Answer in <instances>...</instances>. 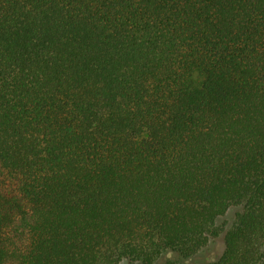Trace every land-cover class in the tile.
Listing matches in <instances>:
<instances>
[{"label":"trees","instance_id":"16d2710c","mask_svg":"<svg viewBox=\"0 0 264 264\" xmlns=\"http://www.w3.org/2000/svg\"><path fill=\"white\" fill-rule=\"evenodd\" d=\"M218 240L264 264V0H0V264Z\"/></svg>","mask_w":264,"mask_h":264},{"label":"rangeland","instance_id":"374dc122","mask_svg":"<svg viewBox=\"0 0 264 264\" xmlns=\"http://www.w3.org/2000/svg\"><path fill=\"white\" fill-rule=\"evenodd\" d=\"M233 215L234 212L230 211L225 217L219 220V223H228L232 219ZM222 249V241L218 240L211 246H209L207 249H205V251H203L195 260L200 264H205L208 260L214 259L216 256H218L221 253Z\"/></svg>","mask_w":264,"mask_h":264}]
</instances>
